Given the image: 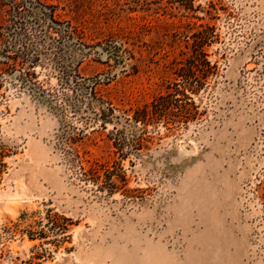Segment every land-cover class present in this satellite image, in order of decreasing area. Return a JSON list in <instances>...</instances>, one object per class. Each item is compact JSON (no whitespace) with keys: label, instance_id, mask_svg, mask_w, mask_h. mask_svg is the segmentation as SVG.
Wrapping results in <instances>:
<instances>
[{"label":"rangeland","instance_id":"obj_1","mask_svg":"<svg viewBox=\"0 0 264 264\" xmlns=\"http://www.w3.org/2000/svg\"><path fill=\"white\" fill-rule=\"evenodd\" d=\"M43 1L84 22L86 45L64 51L119 107L164 91L201 30L212 34L205 50L218 75L194 96L201 119L177 131L160 125L149 149L124 157L136 190L125 197L78 180L58 145L65 118L18 72L6 74L0 264H264V0ZM110 36L123 45L118 59L108 57ZM48 62L42 56L34 71L52 90L59 75ZM111 127L79 143L84 159L118 158Z\"/></svg>","mask_w":264,"mask_h":264},{"label":"trees","instance_id":"obj_2","mask_svg":"<svg viewBox=\"0 0 264 264\" xmlns=\"http://www.w3.org/2000/svg\"><path fill=\"white\" fill-rule=\"evenodd\" d=\"M11 3L0 0V5L4 6L0 8V87L6 74L18 72L22 84L46 96L56 112L65 118L59 128L58 145L71 156L78 180L107 194L122 191L125 197H134L131 193L136 190L127 188L128 179L122 166L124 157L149 149L155 138L152 134L159 133L160 125L168 131H177L205 114L194 96L207 91L210 79L218 75L217 65L208 60L205 50L212 34L205 30L194 33L192 42H187L190 50L173 64L172 78L165 90L148 103L125 109L101 94L100 76H81L79 63L72 62L64 51L66 46L86 45L83 21L75 23L72 19L60 18L59 5L43 0H13ZM115 38L107 39V51L109 58L118 59L117 48L123 45H117ZM124 53L133 58L130 50L125 48ZM42 56L49 61L45 65H51L59 75L55 89H46L34 71ZM107 124H112L107 140L118 158L110 162L84 159L79 143L88 138V133L106 130ZM3 157L0 148V173Z\"/></svg>","mask_w":264,"mask_h":264}]
</instances>
